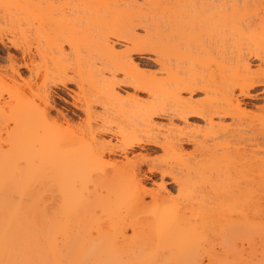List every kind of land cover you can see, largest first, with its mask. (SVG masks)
<instances>
[{
	"label": "bare ground",
	"instance_id": "obj_1",
	"mask_svg": "<svg viewBox=\"0 0 264 264\" xmlns=\"http://www.w3.org/2000/svg\"><path fill=\"white\" fill-rule=\"evenodd\" d=\"M75 1L73 9L84 12L90 7L91 14H99L91 17L95 25L86 18L92 29H81L79 15L60 18L40 4L28 10L30 0H0L2 15L8 8L4 15L9 18L2 22L9 21L5 29H11L4 32L0 23V44L20 52L19 57L8 55V65H0V190L18 196L0 199V264H264V156L259 158L254 145L246 142L254 122L244 116L239 98L264 89V40L262 45L243 41V35L249 36L243 33L237 42L224 43L228 47L208 46L211 50L200 43V52L186 49L177 62H165L160 58L170 45L162 40L165 36L153 42L156 33L146 30L141 36L135 31L149 25L129 9L134 0ZM233 1L245 7L255 0ZM15 9L28 12L31 23L37 20L42 34L30 33L35 39L25 34ZM184 35L179 36L188 37ZM79 43L102 61V72L83 64L72 70L63 62L64 44L76 51ZM138 54L149 59L154 55L167 77L149 79L133 57ZM67 84L77 87L74 104L84 114L78 122L62 111L52 115L51 85ZM120 85L134 93L121 95ZM195 91L204 92V99L193 100ZM135 92H146L149 99ZM94 104L103 111H96ZM165 115L186 123L199 117L209 130L225 127L215 117H228L232 124L226 126L223 143L202 151L195 142L194 151L187 152L181 139L155 132L153 117ZM188 139L186 143L192 141ZM146 144L161 148L172 163L156 165L148 155L128 156L129 150ZM143 163L149 174L170 176L178 197L171 198L162 182L147 189ZM250 168L258 175L248 174ZM36 182L51 186L55 197L28 198ZM202 182L206 187L201 190L197 186ZM195 185L199 191L194 193Z\"/></svg>",
	"mask_w": 264,
	"mask_h": 264
},
{
	"label": "rangeland",
	"instance_id": "obj_2",
	"mask_svg": "<svg viewBox=\"0 0 264 264\" xmlns=\"http://www.w3.org/2000/svg\"><path fill=\"white\" fill-rule=\"evenodd\" d=\"M32 1H33V3L30 0V3L27 4L28 7H27V5L26 6L23 5V6L28 8V10L30 8H32V10L33 9L36 10L37 6L40 4L41 7L47 9V12L49 11V12L54 13V14L56 12V15H58V16L60 14H63V15L65 14L64 16L70 17V18L71 17L74 18L75 16H78V15L81 18V16H82L83 18H81V19L84 21L80 20V22L78 23L80 26L82 25L81 26L82 30H85V28L86 29L91 28L95 25V22L92 20V18H93L92 15L95 13H93V14L90 13V11H89V10H91L90 7H88L86 9L87 12L86 11L80 12L76 9H73L78 4L75 0H43V2L41 0V2L43 4L45 2L49 3L47 5V7L43 6V4L41 5V2H39V0H32ZM152 1H154V0H134L133 3L132 2L130 3L131 7L129 6V9H131V8L134 9L135 14L136 13L137 14L139 13V15L141 14L142 17L140 16V18H139L140 20H142L141 23L144 22L145 24H148L150 26V27L148 26V28L144 27L145 29L143 27L142 28L137 27V29L135 30L137 32V34H139L141 36H145L147 31L149 34L152 33L153 35L156 33V35H154V36H156V38H153L151 40L153 42H159L160 41V39L157 38L158 35H162V36L166 37V38L164 37L162 40H164V42H168L170 45L165 46L164 51H161V57H160L165 62H168V61L169 62L172 61V63L177 62L178 60H180L179 59L181 57L180 54L181 55L183 53L187 54V52L189 50H192V49L194 50L197 48L195 51L198 50L200 52V50H202V48H200V46H201L200 43L201 44L204 43L206 47L211 46L212 49L213 48L216 49V46H217V49H219V48L222 49L223 45H224L223 47H228L224 43L227 42V44L228 43L233 44V42L235 40H236L235 42H237V40H239L240 34L242 36L243 33L249 34V36L246 38L244 35L242 37L240 36L241 37L240 39H243V41H247V42L253 41L255 44V42L259 41V43H260L261 41L264 40V0H255L256 2L253 0L254 2L247 4L245 7H244V5H242L240 3V1H238V3H237V1L234 2L233 0H231V1H229V0H163V1L162 0H160V1L155 0L154 2H152ZM232 1L238 5L232 4L233 3ZM157 2H159V3H157ZM228 2H230V3H228ZM47 3H45L44 5H46ZM63 3L66 4V5L65 4L64 5L67 8L65 6H64L65 8H63V7H62V9L60 8V6H62ZM230 4H231V6H229ZM153 5H155V6H153ZM156 5H158V6H156ZM92 6H95V5H92ZM54 7H56V9ZM91 8H93V7H91ZM7 9H5V11ZM156 9H157V11H156ZM231 9H233V10H231ZM3 10H4L3 5L0 4V17H1L0 23L3 21L2 18L5 19V16L7 15V14L4 15L6 13L5 11H4V14L2 15ZM13 10H11V11H13ZM159 10H161L160 11L161 13L159 12ZM93 11L94 10H92L91 12H93ZM173 11H174L175 15H174ZM14 12H17L16 17L21 18V20L19 18H18V20H20V21L23 20L22 22H20L21 25L20 24L19 25H20V27L22 26L21 28L24 30V32H27L25 34H27V35H29L30 33H35L36 35L42 34V30L38 26L39 22L37 20L35 21V19H33L32 23H31L32 18H29V16L31 17V15L27 16L28 12L22 13V12H20V10H19V12L17 10ZM99 13H101V12H99ZM12 14H14V13L12 12ZM86 14H87V16H86ZM96 15L99 16V14H95L94 15L95 18L97 17ZM21 16L22 17L26 16V18L28 20L25 18L26 19V21H25L24 18L22 19ZM60 16H62V15H60ZM88 16L90 17V21L92 23H94V25H90L91 22L89 23L87 21L86 18H89ZM66 17H64V18H66ZM7 18H8V15H7L6 19ZM14 18L15 17H13V19ZM29 19H30V21H29ZM66 19L68 20V18H66ZM191 19H193V20H191ZM8 20H9V18H8ZM10 20L13 21L12 18H10ZM94 20H96V19H94ZM140 20L138 21V19H137L136 22L137 21L140 22ZM7 22L9 24V21H7V20H5V22L1 23L2 27H4V30H5L4 32H6L8 30V29L7 30L5 29V23H7ZM13 22H15L14 24L16 26V24H17L16 21H13ZM40 23H42V22H40ZM11 25H12V23H11ZM87 25L91 26V27H87ZM6 26H7V24H6ZM8 26H7V28H10ZM21 28H20V30H22ZM246 28H247V30H246ZM14 29H16V31H17L19 28L14 27ZM10 30L11 29H9L8 31H10ZM172 34H173V38H171ZM184 34L188 35V37L186 36L185 39H184V37L179 36V35L183 36ZM31 35L32 34H30L29 36H31ZM36 35H35V37L37 38L38 36H36ZM222 35L224 36V38ZM229 35H232L231 38L229 37ZM168 36H170L171 39L167 38ZM178 36L180 38H183L184 40L178 38ZM225 36H227V39H225ZM210 37H212V38H210ZM219 37H221V38L219 39ZM31 38H33V35L31 36ZM244 38L246 40H244ZM33 39H35V38H33ZM33 39H31V41ZM170 42L171 43L175 42L176 44L174 43L175 45H173ZM181 42H184L186 44L182 45V44H180ZM221 42L223 44H221ZM35 43H36V41H35ZM178 43L180 44V46L178 45ZM192 43H194V44H192ZM214 43H216V44H214ZM259 43H257V44H259ZM263 43H260V44L262 45ZM32 44H34V42H32ZM43 44L46 45L44 43V41H42V47H43ZM80 44L81 43H79V46L77 45L78 48H76V51H74V49H71L67 44L66 45L64 44V50L65 51H64L63 58H62L63 62L72 70L76 69L77 66L83 64L84 67L87 69H90V68H94V70L95 69H99V70L101 69L100 71L102 72L103 71L102 69L104 67L102 64V61H100L98 59V57H96V55L89 52V48L86 47L87 45L85 43L84 44L82 43V45H80ZM185 45L187 48L185 47ZM192 45H194V46H192ZM197 45H200L199 46L200 50L198 49ZM156 47H159V45H156ZM124 48L125 47L123 46V44L117 45V49L119 51L124 50ZM211 48L208 47V49H211ZM9 54L10 55H17L18 57L20 56L19 55L20 52L18 50H15L14 47H11L9 45L5 48L0 44V65L1 66L2 65L4 66L6 64L8 65L7 59H8ZM55 55H57L56 52L54 53V56ZM139 55L140 54L134 55L133 57L135 58V61L140 63L141 67L147 71L146 76L149 79H152V80L155 79L157 81V80H163L164 78L167 77V75L160 70V68H161L160 65L153 61L154 58H156L154 55H150L151 59L146 58V57H149V56H146V54H145L146 57L141 56V55L139 56ZM201 57L204 60L205 54L201 53ZM35 59L39 60V57L36 56ZM37 62H39V61H37ZM251 63H253L252 66H254L255 64L257 65L258 61L256 59H254L251 61ZM181 65H183V64L181 63ZM204 68H205V66H204V62H203L202 63V72H203ZM254 68H255V66H254ZM91 73H89V74H91ZM103 75L106 79L110 78V75L108 72H103ZM117 77H118V80H123V74L117 73ZM51 89L53 91V93H52V104L54 102L53 106H55V108L52 110V115L55 116V114H57L56 111L58 110V111H62L63 114L67 115L69 118H74L76 120V122L79 121L78 116H81L82 118H84V114L82 113V111H80V109H78L76 107V105L74 104L75 102L73 99V95L75 92L77 93V87L74 84H67L66 87L59 86V85L56 87V86L51 85ZM263 90L264 89L261 87L255 89V90H251V93L253 96L251 98L239 97L241 102H242L241 103L242 110L244 109L243 111H245L244 116H246L250 121L254 122V123H251L252 127L250 129H248V131L245 134V137L248 138L246 140V142L254 145V146L253 145H250V146H253L254 149L253 148L252 149L254 151H256L258 154L260 153L259 158L264 156V127L262 126L264 124L262 121L264 119V92H263ZM117 91L123 96H126L127 93H129V94L134 93V90L130 86H126V85L125 86L120 85V87H117ZM136 94L142 100H148L149 99V96H148V94H146V92L145 93L144 92H137ZM182 95L184 97H189L190 94L183 92ZM204 97H205V94H204V92H201V91H195V93H193V95H192L193 100H202V99H204ZM94 109H96V111H98V112L103 111L102 110L103 107H101L97 104H94ZM172 117L173 118H171V116L168 117V115L153 117L155 124H156V127H157V130L155 132H157L159 135H161L160 137H162L163 135H164V137H166L165 135L169 134L168 136L170 138L174 139L173 141H178L179 139H181L183 141L182 146L185 149V151H187V152L194 151L196 144H197V148L199 150L203 151L204 149L208 150L211 147L213 148L214 144L217 145V144H221V142L223 143L225 140V139H223L224 138L223 136H224L226 126L228 127L230 124H232L231 119L228 117H222L221 119L215 117L214 121H216L217 123H220V121H222L224 123L225 127L224 128L215 127L213 130H209L205 124V121L199 117L188 118L187 119L188 124L186 122H184V120L182 121V119H179L176 116H175V118H174V116H172ZM260 121H262V123ZM158 128H160V131H158L159 130ZM194 131H195V133H193ZM104 137L107 140L110 139L109 136H104ZM176 137H178V139ZM187 138H189L188 140H190V141L192 140V141L191 142L187 141V143H186L185 139H187ZM113 142L115 143L114 140H113ZM195 142H196V144H195ZM198 144H200V145H198ZM258 154H256V155H258ZM146 155H148L150 161H154V164H156V165L166 166L168 164H171L173 161V159H171L172 157H170V155H167V153L163 152L161 148L154 146L152 144L151 145L146 144L143 147H135L134 149H131L128 152V156L130 158L133 156L142 157V156H146ZM141 169L143 170L144 173H148L147 163L141 164ZM249 170L251 172L249 171L250 173H248V174L252 173L253 175H255V174L258 175L257 170L255 168H250ZM248 174H243V175H248ZM142 179H143L144 184L147 187V189H150V190L156 189L159 185H161V182H162L163 186H164V191L170 193L171 198H177L179 195V193H178L179 188H178L177 184L175 182H173L172 178L168 175L160 176V174L156 171L152 174L148 173L147 177L142 176ZM44 184H42V183L40 184L39 182L34 183L30 187V189H32V190L29 189L30 191L27 192V194H28L27 197L29 198V197L34 196V195L36 197V195H37L38 198L40 197L39 199H41L42 201L47 200V199L48 200L53 199L55 197V194L53 193V188L51 190V186H47V184L45 186ZM203 184H204L203 182H202V184L199 183V185L197 187H199V186L201 187ZM203 186H204V188L206 187L205 184ZM203 186L201 187V190H202ZM197 187H196V185H195V187H191L192 188L191 191H193V190L195 192L199 191V190H195V188L199 189ZM53 195H54V197H53ZM2 198L16 200L18 198V196H17L16 192H11L8 190H0V199H2Z\"/></svg>",
	"mask_w": 264,
	"mask_h": 264
}]
</instances>
